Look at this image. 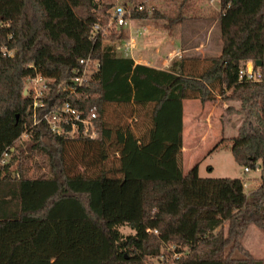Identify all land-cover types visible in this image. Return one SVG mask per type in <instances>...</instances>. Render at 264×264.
<instances>
[{
    "label": "trees",
    "instance_id": "1",
    "mask_svg": "<svg viewBox=\"0 0 264 264\" xmlns=\"http://www.w3.org/2000/svg\"><path fill=\"white\" fill-rule=\"evenodd\" d=\"M174 1V18L141 4L131 19L195 20L182 9L197 0ZM218 1L221 54L182 56L162 70L118 51L125 28L109 27L111 3L0 0V264H264L242 244L251 226L264 233V0ZM88 58L99 68L77 94L58 92ZM249 62L259 82L240 78ZM37 75L49 81L48 103L96 115V138L34 125L24 92ZM212 96L239 104L226 108L242 117L238 135L213 151L230 150L245 174L260 172L248 193L244 179L201 178L198 165L184 173L166 158L176 147L182 154V102ZM132 106L150 115L146 143L137 139L148 151L111 161L110 110ZM126 177L140 184L141 217L108 218L105 184Z\"/></svg>",
    "mask_w": 264,
    "mask_h": 264
},
{
    "label": "rangeland",
    "instance_id": "2",
    "mask_svg": "<svg viewBox=\"0 0 264 264\" xmlns=\"http://www.w3.org/2000/svg\"><path fill=\"white\" fill-rule=\"evenodd\" d=\"M113 5L111 15L118 6H125L127 10L134 6L144 4L148 10H157L166 18L177 16L181 1L174 0H104ZM133 1V2H132ZM127 6V7H126ZM182 9L187 18L183 24L169 26L167 19H150L146 21L132 20L124 29L123 41L131 38L136 41V48L130 53L138 64L150 63L159 69L164 68V62L178 60L182 56L217 57L221 54V31L218 26L217 16L220 10L218 0H197L187 4ZM147 33L136 36L138 30ZM137 37V38H136ZM118 46V47H119ZM121 53V52H120ZM122 54V53H121ZM172 54V55H171ZM123 55V54H122ZM177 55V56H176ZM25 93V92H24ZM190 100V99H188ZM218 96L206 102L190 100L182 110L183 132L179 139L191 149L180 154L179 149L173 148L176 153H165L166 158L174 159L176 167L182 162L184 173L195 165H198L201 178H241L245 180V191L248 193L256 186V179L260 172L245 174L244 169L239 167L230 150H215L213 148L223 138H233L238 135L242 117L236 112H227L226 108L232 106L236 111L239 104L228 102L224 106L219 103ZM137 107L112 108L111 114V161H125L132 155L143 154L148 151L145 134L150 127V115L147 112H138ZM215 110L211 123L206 120L207 110ZM213 121V122H212ZM202 135L205 138L201 141ZM149 137V136H148ZM147 137V138H148ZM28 138L27 134L22 140ZM148 140V139H146ZM198 145L194 149L195 145ZM179 153V154H178ZM156 155V154H155ZM180 160V161H179ZM118 178V177H117ZM104 210L108 218H133L141 217V187L132 177L119 178L116 181L107 182L104 189ZM124 233L131 230L125 227ZM243 246L254 257L264 259V233L255 226H251L242 238ZM165 259L156 264H164Z\"/></svg>",
    "mask_w": 264,
    "mask_h": 264
},
{
    "label": "built area",
    "instance_id": "3",
    "mask_svg": "<svg viewBox=\"0 0 264 264\" xmlns=\"http://www.w3.org/2000/svg\"><path fill=\"white\" fill-rule=\"evenodd\" d=\"M138 9L142 10L143 7L138 6ZM131 13L132 10H127L123 6L116 7L111 15L109 27L116 25L118 28H125L132 21ZM95 29L98 30V26H95ZM144 33H147L146 29H143V32L138 30L136 36L139 37ZM135 48L136 41L131 38L129 41H124L123 44L118 47V51L124 56L130 57V53ZM1 52L6 56L13 55L8 49H2ZM79 64L80 68L76 69V75L72 77V79L68 81L62 80L57 84L58 92L66 93L68 97L76 95L78 89L82 87L89 80L91 74L99 68L98 61L91 58L82 59ZM240 75V78L244 77L250 81L259 82L261 80V74L254 71L253 63L251 62L246 64V68L240 72ZM26 87L25 95L29 96L32 100L34 125L46 123L51 132L57 135H65L66 131L62 125L70 126V136L82 134L91 139L97 137V128L95 125L96 115L94 113L84 114L82 111L74 108L68 101H56L53 99L51 103H48L51 88L49 81L43 76L37 75L31 78ZM5 157H7V155H5ZM178 257L179 255H175V258L178 259Z\"/></svg>",
    "mask_w": 264,
    "mask_h": 264
},
{
    "label": "crops",
    "instance_id": "4",
    "mask_svg": "<svg viewBox=\"0 0 264 264\" xmlns=\"http://www.w3.org/2000/svg\"><path fill=\"white\" fill-rule=\"evenodd\" d=\"M172 55V54H171ZM136 64H138V62L136 61ZM140 64H143V63H140ZM144 65H150V66H152L150 63H147V64H144ZM164 68L162 69V70H166V69H168L169 68V61L168 60H166L165 62H164ZM159 69V68H158ZM195 101V100H194ZM187 103H190V100H185V101H183L182 102V107H183V109H184V107L186 106V105H190V104H187ZM204 112H206V120L209 122V123H211V119L213 118V115H214V112H215V110H207V111H204ZM213 122V121H212ZM211 126H212V123H211ZM183 127H184V125H183ZM205 138V135L203 136L202 135V137H201V141L203 140ZM197 144L195 145V147H194V149H196L197 148ZM191 148L190 147H188L187 145H182V149H181V152L184 154V153H186V152H188L189 150H190Z\"/></svg>",
    "mask_w": 264,
    "mask_h": 264
},
{
    "label": "water",
    "instance_id": "5",
    "mask_svg": "<svg viewBox=\"0 0 264 264\" xmlns=\"http://www.w3.org/2000/svg\"><path fill=\"white\" fill-rule=\"evenodd\" d=\"M257 65L260 67L261 66V63L260 62H257Z\"/></svg>",
    "mask_w": 264,
    "mask_h": 264
}]
</instances>
